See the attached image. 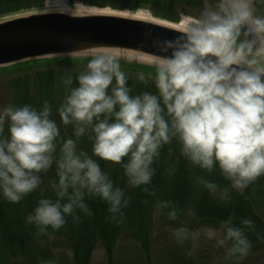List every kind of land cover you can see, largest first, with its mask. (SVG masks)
<instances>
[{
  "label": "clouds",
  "instance_id": "1",
  "mask_svg": "<svg viewBox=\"0 0 264 264\" xmlns=\"http://www.w3.org/2000/svg\"><path fill=\"white\" fill-rule=\"evenodd\" d=\"M251 2L221 3L167 43L164 55L155 61L159 95H130L119 61L104 53L93 56L59 109L63 123L76 122L77 136L91 126L96 156L117 163L127 157L123 167L134 186L151 181L153 158L171 135H178L183 154L194 164L208 170L218 165L233 186H246L264 174V17L253 15ZM242 32L245 39H240ZM139 78L144 79L143 73ZM49 116L47 102L40 111L28 105L0 109V193L11 202L35 190L41 182L36 173L53 164L59 130ZM6 121L9 135L4 137ZM60 152L59 181L52 185L58 199H41L27 221L41 231L49 225L60 228L75 208L87 211L84 190L100 195L110 203V211L118 212L124 193L113 187L97 161L78 154L72 139L64 141ZM205 183L210 190L217 187ZM169 217L177 218L175 209ZM224 228L218 243L232 240L230 251L246 255L250 245L242 230L230 221ZM186 232L175 229L177 235Z\"/></svg>",
  "mask_w": 264,
  "mask_h": 264
},
{
  "label": "trees",
  "instance_id": "2",
  "mask_svg": "<svg viewBox=\"0 0 264 264\" xmlns=\"http://www.w3.org/2000/svg\"><path fill=\"white\" fill-rule=\"evenodd\" d=\"M46 1L0 0V19L23 12L41 11ZM207 1L211 3L213 10L219 9L220 0ZM69 2H77L89 7H108L119 11L144 8L153 17L171 22L178 20L175 15L179 13L198 18L197 12L201 11L203 0H69ZM260 8L259 13L264 17V6ZM88 61L86 59L36 62L1 71L0 77L20 72L26 76L30 73L26 77H34L33 82L38 91H45V93L38 100L41 102L30 103L28 106L33 105L32 108L40 111L47 102L50 108L49 118L58 123L61 120L59 109L71 88L76 86V77L81 72L74 75L63 73L67 81L60 90L54 88L56 79L61 72H64L65 67L86 68ZM120 67L128 77L127 86L130 90H134L130 95L135 96L143 92L159 95L154 83L155 69L121 63ZM141 73L144 75L143 80L139 78ZM19 81L20 84L24 82L25 87L28 86L27 78L24 81L21 76ZM19 81L16 80L12 87L17 88L16 86L20 85ZM55 90L58 91L55 95L59 97L52 96ZM161 104L163 107L162 101ZM163 115L170 123L171 116L168 115L166 108ZM78 126V124L57 125L59 134L54 141L53 164L47 170H42V172L46 171L47 175L41 174V171L36 173L41 182L35 190L25 194L19 202H11L0 193V264H10L11 259L19 257L24 259L25 264H90L91 254L97 245L105 250L107 264H142L143 260V264H152V257L155 259L154 264H199L194 262L190 252L187 251L189 249L179 251L164 243V249L152 250L150 234L153 230L155 207L159 209L161 222H174L181 228L184 222H187V230H190L201 226L215 228L225 221H230L231 226L242 230L249 241V247L264 245V222L254 214L250 201L253 192L261 199L264 188L256 192L253 188L251 191L250 186H246L242 192H237L223 177L218 165L208 170L188 159L183 154L178 135H171V133L170 141L162 144L158 149L159 154L153 158L150 166L154 170L151 181L148 184L134 186L130 183L123 167V163L128 158L124 157L122 162L117 163L96 156L93 153L94 140L91 139L93 134L91 126L86 127L84 134L77 136L75 129ZM8 135L6 121L3 136ZM67 139L75 141L76 149H79L76 150L77 153L83 151L97 161L102 172L112 181L113 187L123 191L122 205L118 212L113 213L110 211V203L107 200L84 190L82 199L87 205V211L75 208L73 213L65 215V223L60 228L54 229L49 225L44 226L45 230L41 231V226L35 222H28L27 217L33 213L41 199L49 198L53 201L58 199L52 185L59 181L56 160L59 159L61 146ZM262 177L260 175L253 180ZM205 182L215 183L217 185L215 190L225 192L226 200L220 201L214 196L213 190H210ZM124 200H127V204L123 203ZM61 202L66 203L67 197ZM161 202H169V206L161 208L159 207ZM172 209L176 210V219L169 217ZM244 220H250L252 224L245 225ZM128 232L132 240L138 244L139 251L133 254L127 252L114 255L115 243ZM223 234H225V228ZM38 237L44 240L61 239L71 252V262L55 258L51 249L40 246ZM167 246L169 249L166 248ZM237 255L238 253H235L234 257ZM228 264H235V262Z\"/></svg>",
  "mask_w": 264,
  "mask_h": 264
},
{
  "label": "water",
  "instance_id": "3",
  "mask_svg": "<svg viewBox=\"0 0 264 264\" xmlns=\"http://www.w3.org/2000/svg\"><path fill=\"white\" fill-rule=\"evenodd\" d=\"M183 34L162 22L122 12L36 11L0 19V72L36 62L86 60L104 53L119 63L155 69L167 43Z\"/></svg>",
  "mask_w": 264,
  "mask_h": 264
},
{
  "label": "rangeland",
  "instance_id": "4",
  "mask_svg": "<svg viewBox=\"0 0 264 264\" xmlns=\"http://www.w3.org/2000/svg\"><path fill=\"white\" fill-rule=\"evenodd\" d=\"M221 3L226 4H232L233 0H220ZM260 3H263V5H260ZM79 6L81 9H85L88 11H104V12H122V13H132V14H147L151 17L152 20L157 22H162L170 26L177 27L180 23L184 24L186 27H188L191 24H194L198 22V20L201 18L202 14L213 10V7L211 6V3L207 0H203L202 2V8L201 11L197 12L198 18H195L191 15H187L185 13H179L175 16H177L178 20L175 21H167L160 18H155L151 15V13L144 8H138L137 10L133 11H119V10H113L108 7L106 8H98V7H89L85 6L81 3H71L69 0H47L44 3V7L41 11H65V12H76V7ZM260 6H264V0H252L251 2V9L254 16H262L259 11H261ZM36 12V11H31ZM86 11H83L82 13H85ZM29 12H23L19 13L17 15H26ZM248 25L251 24V18L248 20ZM182 28V27H181ZM185 29V28H184ZM253 37H255V34H252ZM240 39H245V34L242 32ZM258 45H259V39H258ZM261 63L264 64V58H261ZM86 68H74L73 66L65 67L63 69L64 72L58 73L60 74L55 82L54 88H58V90L62 89L65 86V83L67 79L63 77V73L66 75H74V73L77 72H83ZM30 73H28L26 76H29ZM21 76L24 78V81L27 78V84L28 86L25 87V83L19 81ZM24 73H14L12 75H6L3 77H0V109H3L8 106H25L29 105L30 103H36L41 102L38 101L39 98H41L42 94L45 93V91H38L37 86H35V83L33 82L34 77H24ZM18 80L20 85H17V88L12 87V84ZM24 85V86H23ZM134 90H130V93H132ZM58 91L55 90L54 94L52 96L59 97L55 95ZM26 99V100H25ZM31 99V100H30ZM33 106V105H31ZM56 125H68L64 124L62 119L60 122H55ZM69 124H77L76 122L69 123ZM74 134V133H73ZM90 134V133H89ZM66 135V134H65ZM64 135V137H65ZM93 134H91L92 136ZM68 138V135L66 136ZM72 138V136H69ZM85 137V136H84ZM80 139V138H79ZM85 139V138H83ZM87 140V139H86ZM79 150V149H76ZM83 152V151H81ZM81 152H78L81 153ZM52 166V165H51ZM221 170V169H220ZM222 172V171H221ZM41 174L47 175L46 171L42 172ZM223 177L226 178L225 174H223ZM263 177L258 178L257 180H263L258 182L257 180H251L246 183V186H250L251 191L256 190V192L261 191L264 188V174H261ZM231 187L236 190L237 192H242L244 190V187H235L233 186V182L226 178ZM212 194L216 196L220 201L226 200V194L223 191L220 190H213ZM251 206L254 214L258 216V218L264 222V195L260 199L256 193L251 194ZM159 213L158 207H155L154 210V219H153V230L150 234V247H152L153 251H159L164 249L166 243L169 246H172L179 251L189 249L187 250L188 253L190 252L192 259L194 262H200L202 264H228L231 262H235V264H264V245H257L255 247H249L247 254L241 256L239 253L236 257L235 254H233L230 249L233 245L231 240H226L224 244H219L218 241L223 238V229H224V223H221L219 226L213 228V227H193L189 228L190 230H187V232L183 235H177L175 233V229L181 228L180 225L174 222H161V217ZM183 228L187 229V222H184ZM38 243H40V246H46L49 250L51 249L52 254L57 259H62L65 262H71L72 255L69 249L66 248V246L63 244L62 240L59 238H52L49 240L40 239V237L37 238ZM114 255L120 254V253H136L139 251V246L137 243H135L134 240H132L131 236L129 235V232L126 234H123L120 239L117 240V242L114 245ZM169 249V247H166ZM154 258L152 257V264H154ZM144 263V260L142 261V264ZM10 264H25L24 259L22 258H16L11 259ZM90 264H107L105 250L97 245L94 249V251L91 254V260Z\"/></svg>",
  "mask_w": 264,
  "mask_h": 264
},
{
  "label": "bare ground",
  "instance_id": "5",
  "mask_svg": "<svg viewBox=\"0 0 264 264\" xmlns=\"http://www.w3.org/2000/svg\"><path fill=\"white\" fill-rule=\"evenodd\" d=\"M76 13H82L83 11H86L85 13H90L92 11H88V10H85V9H81V7L77 6L76 7ZM126 16H129V17H132V18H139V19H144V20H147V21H154L151 19V17L147 14H132V13H125ZM182 27V28H181ZM178 29H181L182 31H184V28L186 29L187 27L180 23L178 26H177Z\"/></svg>",
  "mask_w": 264,
  "mask_h": 264
}]
</instances>
